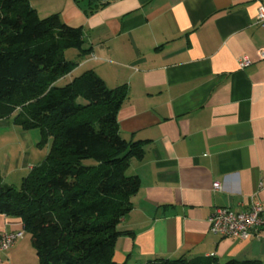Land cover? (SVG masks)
Here are the masks:
<instances>
[{
	"label": "crops",
	"instance_id": "1",
	"mask_svg": "<svg viewBox=\"0 0 264 264\" xmlns=\"http://www.w3.org/2000/svg\"><path fill=\"white\" fill-rule=\"evenodd\" d=\"M259 3L264 0H30L40 17L56 13L83 29L90 52L67 57L78 63L64 79L92 70L109 88L126 90L119 133L144 151L127 169L140 186L119 223L129 233L116 239V263L212 256L264 264L263 231L240 240L210 232L207 221L215 207H264ZM241 56L252 63L241 69ZM37 132L0 118L4 184H19L45 158L48 146L38 144ZM22 228L20 218L0 213V232ZM1 257L0 264H40L26 233Z\"/></svg>",
	"mask_w": 264,
	"mask_h": 264
},
{
	"label": "trees",
	"instance_id": "2",
	"mask_svg": "<svg viewBox=\"0 0 264 264\" xmlns=\"http://www.w3.org/2000/svg\"><path fill=\"white\" fill-rule=\"evenodd\" d=\"M68 49L90 52L81 26L40 17L30 0H0V118L38 129V144L49 145L19 188L0 172V213L21 219L40 264H118L116 239L129 233L119 223L140 186L127 169L143 144L119 133L124 87L109 88L92 70L64 79L78 63ZM139 264L262 262L156 256Z\"/></svg>",
	"mask_w": 264,
	"mask_h": 264
},
{
	"label": "built area",
	"instance_id": "3",
	"mask_svg": "<svg viewBox=\"0 0 264 264\" xmlns=\"http://www.w3.org/2000/svg\"><path fill=\"white\" fill-rule=\"evenodd\" d=\"M257 21L264 27V5L258 4ZM258 56L264 59V46L258 49ZM239 67L245 68L252 63L247 56L238 58ZM264 186V181L260 182ZM214 183V188H218ZM210 232L224 237H234L240 240H249L252 236H258L259 231L264 232V207L260 202L250 205L247 210L235 211L226 207H215L208 216ZM25 234L24 229L16 231L0 232V262L1 255L8 251Z\"/></svg>",
	"mask_w": 264,
	"mask_h": 264
},
{
	"label": "rangeland",
	"instance_id": "4",
	"mask_svg": "<svg viewBox=\"0 0 264 264\" xmlns=\"http://www.w3.org/2000/svg\"><path fill=\"white\" fill-rule=\"evenodd\" d=\"M72 52H74V49H68V50L65 51V55H66L67 57H72V55H70ZM59 84H63V82H60ZM35 131L37 132L38 130L35 129ZM37 133H38V132H37ZM46 145L49 146L48 144H46ZM46 145H44V146H46ZM44 146H42V147L45 148ZM90 162H91V161H90ZM90 162H89V163H90ZM20 185H21V181H20L19 184L15 185V187H16V188H19Z\"/></svg>",
	"mask_w": 264,
	"mask_h": 264
},
{
	"label": "water",
	"instance_id": "5",
	"mask_svg": "<svg viewBox=\"0 0 264 264\" xmlns=\"http://www.w3.org/2000/svg\"><path fill=\"white\" fill-rule=\"evenodd\" d=\"M97 1H105V0H97Z\"/></svg>",
	"mask_w": 264,
	"mask_h": 264
}]
</instances>
